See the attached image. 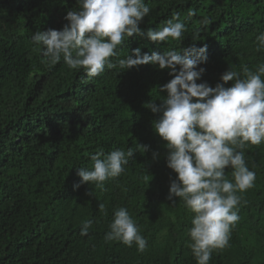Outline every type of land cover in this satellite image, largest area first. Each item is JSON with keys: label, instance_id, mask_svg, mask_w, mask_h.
Returning <instances> with one entry per match:
<instances>
[{"label": "trees", "instance_id": "obj_1", "mask_svg": "<svg viewBox=\"0 0 264 264\" xmlns=\"http://www.w3.org/2000/svg\"><path fill=\"white\" fill-rule=\"evenodd\" d=\"M0 3V264H197L189 247L194 213L179 198L168 199L176 174L167 167L166 142L154 131L162 112L145 107L163 103L168 94L160 89L174 77L167 69L143 65L124 72L106 68L89 78L63 61L42 63L32 34L62 30L77 0ZM145 3L151 12L140 28L155 30L179 15L186 28L182 40L133 36L118 49L119 58L136 48L151 55L207 45V62L199 65L205 71L197 83L213 88L229 68L242 72L247 66L255 72L258 63L264 64V50H256V37L264 33V0ZM118 148L136 151L119 178L107 181L103 190L80 182L77 168L91 169V155ZM243 151L256 174L255 186L237 193L242 196L240 219L230 247L213 252L209 264H264V143ZM225 172L231 180L232 169ZM120 207L147 240L143 252L105 241ZM86 220L92 227L81 236Z\"/></svg>", "mask_w": 264, "mask_h": 264}, {"label": "clouds", "instance_id": "obj_2", "mask_svg": "<svg viewBox=\"0 0 264 264\" xmlns=\"http://www.w3.org/2000/svg\"><path fill=\"white\" fill-rule=\"evenodd\" d=\"M77 5L67 12L68 23L62 30L32 34V43L42 50V63L63 61L70 69H83L89 78L100 76L106 68L124 72L143 65L167 69L174 77L160 89L168 94L163 103L149 102L145 107L152 113L162 112L154 131L166 142L167 167L176 174L168 199L179 198L194 213L189 247L197 264H209L213 252L230 247L232 229L240 219L242 196L237 193L255 186L256 174L249 170L243 150L264 143V64L255 72L247 66L242 72L229 68L214 88L197 83L205 71L199 65L207 62V45L151 55L136 48L119 58L118 49L133 36L153 42L181 41L186 28L179 15L145 31L140 24L151 12L145 0H77ZM256 41V50H264V33ZM229 82L231 86L226 87ZM139 147L147 151L146 146ZM135 152L133 148L107 154L97 151L90 157L91 169L77 168L80 182L103 190L107 181L125 172ZM229 168L231 180L225 172ZM100 209L104 211L103 205ZM92 223H82L81 236L89 235ZM104 238L135 245L139 252L148 243L124 207L114 210Z\"/></svg>", "mask_w": 264, "mask_h": 264}, {"label": "bare ground", "instance_id": "obj_3", "mask_svg": "<svg viewBox=\"0 0 264 264\" xmlns=\"http://www.w3.org/2000/svg\"><path fill=\"white\" fill-rule=\"evenodd\" d=\"M0 1H1V0H0ZM52 1H53V0H52ZM56 1H57V0H55V2H56ZM240 1H241V0H240ZM244 1H245V0H244ZM19 2H20V1H19ZM25 2H26V1H25ZM35 2H36V0H35ZM43 2H44V1H43ZM60 2H61V1H60ZM63 2H64V1H63ZM63 2H62V3H63ZM170 2H171V1H170ZM58 3H59V2H58ZM165 3H166V2H165ZM168 3H169V2H168ZM0 4H1V3H0ZM44 4H45V3H44ZM46 4H47V3H46ZM75 4H76V2H75ZM147 4H148V3H147ZM163 4H164V3H163ZM247 4H248V3H247ZM149 5H151V4H149ZM152 5H153V4H152ZM154 5H157V4H154ZM4 6H5V5H4ZM22 6H23V5H22ZM167 6H168V5H167ZM249 6H250V5H249ZM29 7H30V6H29ZM29 7H28V8H29ZM59 7H60V6H59ZM151 7H152V6H151ZM160 7H161V5H160ZM187 7H188V6H187ZM43 8H44V7H43ZM49 8H51V7H49ZM152 8H153V7H152ZM167 8H168V7H167ZM174 8H175V7H174ZM189 8H190V6H189ZM224 8H225V7H224ZM9 9H11V8H9ZM41 9H42V8H41ZM261 9H262V8H261ZM261 9L259 10L260 12H261ZM2 10H3V9H2ZM42 10H43V9H42ZM44 10H45V9H44ZM58 10H59V9H58ZM175 10H176V9H175ZM249 10H251V9H249ZM5 12H6V11H5ZM5 12H4V14H5ZM46 13H47V12H46ZM46 13H45V14H46ZM50 13H51V12H50ZM177 13H178V11H177ZM244 13H245V12H244ZM244 13H243V14H244ZM33 14H34V13H33ZM47 14H48V13H47ZM246 14H247V13H246ZM249 14H250V13H249ZM253 14H254V13H253ZM50 15H51V14H50ZM263 15H264V14H263ZM6 16H7V15H6ZM43 16H44V15H43ZM48 16H49V15H48ZM65 16H66V15H65ZM149 16H150V15H149ZM244 16H245V15H244ZM242 17H243V16H242ZM46 18H47V17H46ZM150 18H151V17H150ZM249 18H250V17H249ZM12 19H14V18H12ZM40 19H41V17H40ZM40 19H39V20H40ZM48 19H49V17H48ZM52 19H53V18H52ZM250 19H252V18H250ZM250 19H249V21H251ZM256 19H258V18H256ZM14 20H16V19H14ZM28 20H29V19H28ZM31 20H32V17H31ZM50 20H51V19H50ZM53 20H54V19H53ZM56 20H58V19H56ZM63 20H64V19H63ZM252 20H253V19H252ZM254 20H255V19H254ZM12 21H13V20H12ZM20 21H21V20H20ZM59 21H60V20H59ZM34 22H35V20H34ZM49 22H50V21H49ZM66 22H67V21H66ZM1 23H2V22H1ZM36 23H37V22H36ZM47 23H48V22H47ZM56 23H57V22H56ZM33 24H34V23H33ZM13 25H14V24H13ZM15 25H16V24H15ZM29 25H30V24H29ZM35 25H36V24H35ZM240 25H241V24H240ZM240 25H239V26H240ZM249 25H250V24H249ZM256 25H258V24H256ZM41 26H43V25H41ZM45 26H47V25H45ZM59 26H60V24L58 25V27H59ZM61 26H62V25H61ZM61 26H60V27H61ZM8 27H9V26H8ZM27 27H28V26H27ZM30 27H31V26H30ZM240 27H241V26H240ZM247 27H249V26H247ZM5 28H7V27H5ZM10 28H11V27H10ZM28 28H29V27H28ZM28 28H27V30H29ZM16 29H17V28H16ZM53 29H54V28H53ZM250 29H251V28H250ZM6 30H7V29H6ZM6 30H5V31H6ZM37 30H38V29H37ZM46 30H47V29H46ZM40 31H41V30H40ZM247 31H248V30H247ZM240 32H241V31H240ZM4 34H5V33H4ZM18 34H19V33H18ZM23 34H24V33H23ZM241 34H242V32H241ZM243 34H244V33H243ZM248 34H249V33H248ZM13 35H14V34H13ZM21 37H22V36H21ZM247 39H248V38H247ZM21 42H22V41H21ZM26 45H27V44H26ZM26 45H25V46H26ZM10 47H11V46H10ZM17 48H18V47H17ZM19 48H20V47H19ZM13 49H14V48H13ZM20 49H21V48H20ZM36 49H37V48H36ZM29 50H31V49H29ZM245 50H246V49H245ZM21 51H22V50H21ZM249 51H250V50H249ZM17 52H18V51H17ZM17 52H16V53H17ZM262 52H263V50H262ZM20 53H21V52H20ZM35 53H36V52H35ZM251 53H252V52H251ZM260 55H261V54H260ZM10 56H11V55H10ZM31 57H32V56H31ZM31 57H30V58H31ZM34 57H35V55H34ZM14 60H15V59H14ZM255 63H256V62H255ZM2 64H3V63H2ZM2 64H1V65H2ZM10 64H12V63H10ZM261 64H262V63H261ZM258 65H259V63H258ZM35 69H36V68H35ZM132 71H133V70H132ZM142 71H143V70H142ZM165 71H166V70H165ZM13 73H14V72H13ZM120 77H121V76H120ZM26 80H27V79H26ZM32 80H33V79H32ZM42 80H43V79H42ZM87 80H88V79H87ZM121 80H122V77H121ZM65 81H66V80H65ZM82 81H83V80H82ZM122 81H123V80H122ZM23 85H24V84H23ZM48 86H49V85H48ZM46 89H47V87H46ZM46 89H45V90H46ZM2 90H4V89H2ZM43 90H44V89H43ZM24 91H25V90H24ZM54 91H55V90H54ZM40 93H41V92H40ZM3 97H4V96H3ZM8 97H9V96H8ZM5 102H6V101H5ZM0 124H1V123H0ZM4 124H5V123H4ZM244 224H245V223H244Z\"/></svg>", "mask_w": 264, "mask_h": 264}]
</instances>
